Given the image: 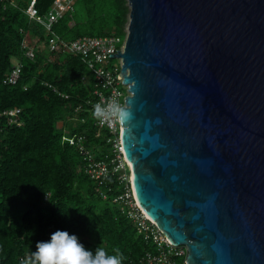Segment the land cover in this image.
<instances>
[{
	"label": "water",
	"instance_id": "obj_1",
	"mask_svg": "<svg viewBox=\"0 0 264 264\" xmlns=\"http://www.w3.org/2000/svg\"><path fill=\"white\" fill-rule=\"evenodd\" d=\"M134 198L185 264H264V0H127Z\"/></svg>",
	"mask_w": 264,
	"mask_h": 264
},
{
	"label": "trees",
	"instance_id": "obj_2",
	"mask_svg": "<svg viewBox=\"0 0 264 264\" xmlns=\"http://www.w3.org/2000/svg\"><path fill=\"white\" fill-rule=\"evenodd\" d=\"M30 1L0 0V109L21 110L20 125L4 127L0 137V264H22L37 242L57 230L75 235L91 251L119 249L123 264H138L149 244L117 206L101 199L77 149L61 139L64 133L83 134L96 160L111 155L106 132L96 137L85 107L92 100L91 74L79 57L47 50L52 35L65 42L111 34L124 40L127 0H73V11L51 32L29 21L24 11ZM33 1L44 17L55 0ZM22 42L31 59L23 56ZM14 61L22 72L15 86H4ZM76 107L83 110L74 114ZM74 116L85 122L74 125L68 121Z\"/></svg>",
	"mask_w": 264,
	"mask_h": 264
},
{
	"label": "built area",
	"instance_id": "obj_3",
	"mask_svg": "<svg viewBox=\"0 0 264 264\" xmlns=\"http://www.w3.org/2000/svg\"><path fill=\"white\" fill-rule=\"evenodd\" d=\"M73 0H55L44 17H39L31 0L24 13L29 21L42 25L46 31L51 32L55 25L66 13L73 11ZM125 40V38H124ZM124 40L115 35L101 37L83 36L73 41L65 42L52 35L48 40L47 50L49 53L67 51L81 59L90 72L94 82L92 100L85 104L87 112L92 120L93 127L97 130L96 137L101 131L106 132V144L110 148V156L96 160L90 150L84 145L86 137L83 134L64 133L62 142L75 147L83 160V171L96 186V191L103 201H110L117 206L121 214L133 225L136 234L148 243L150 249L146 251L138 264H178L179 259H184L186 249L181 246H173L161 231L147 218L145 213L137 204L131 187V173L129 164L122 154L119 125L116 122H104L98 120L93 112L96 104H104L106 101L115 100L123 105L127 88L118 78L122 65L121 59L110 58V55L121 53ZM21 52L25 58L31 59L33 52L25 43L20 44ZM22 72L20 61H14L10 72L1 80L4 86H15ZM85 81V78H83ZM80 107L74 109V114L82 111ZM21 110L19 108L0 109V137L6 126H19L18 119ZM68 121L83 124L84 118L74 116ZM113 180V185L110 181ZM103 188V190H102ZM105 188V189H104Z\"/></svg>",
	"mask_w": 264,
	"mask_h": 264
},
{
	"label": "clouds",
	"instance_id": "obj_4",
	"mask_svg": "<svg viewBox=\"0 0 264 264\" xmlns=\"http://www.w3.org/2000/svg\"><path fill=\"white\" fill-rule=\"evenodd\" d=\"M94 116L104 122L124 123L129 119V111L115 100L94 106ZM22 264H123L119 249L109 254L97 246L95 251L88 250L75 235L57 230L49 240L39 241Z\"/></svg>",
	"mask_w": 264,
	"mask_h": 264
},
{
	"label": "rangeland",
	"instance_id": "obj_5",
	"mask_svg": "<svg viewBox=\"0 0 264 264\" xmlns=\"http://www.w3.org/2000/svg\"><path fill=\"white\" fill-rule=\"evenodd\" d=\"M125 34H127L126 28H125ZM103 133H105V132L103 131Z\"/></svg>",
	"mask_w": 264,
	"mask_h": 264
}]
</instances>
